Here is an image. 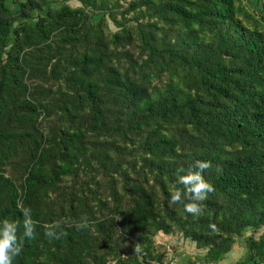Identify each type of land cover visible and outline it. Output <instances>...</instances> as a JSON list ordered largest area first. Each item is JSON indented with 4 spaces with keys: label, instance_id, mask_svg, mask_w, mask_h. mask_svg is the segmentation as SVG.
<instances>
[{
    "label": "trees",
    "instance_id": "1",
    "mask_svg": "<svg viewBox=\"0 0 264 264\" xmlns=\"http://www.w3.org/2000/svg\"><path fill=\"white\" fill-rule=\"evenodd\" d=\"M75 1L0 0V219L22 225L23 206L37 222L13 264H163L159 232L218 264L261 228L231 264H264L263 15L241 0ZM196 160L215 188L199 217L169 202Z\"/></svg>",
    "mask_w": 264,
    "mask_h": 264
},
{
    "label": "clouds",
    "instance_id": "2",
    "mask_svg": "<svg viewBox=\"0 0 264 264\" xmlns=\"http://www.w3.org/2000/svg\"><path fill=\"white\" fill-rule=\"evenodd\" d=\"M210 161L196 160L194 167L187 172L183 168L177 169L173 188L169 193L170 204H181L184 211L194 217L203 215V202L208 199L210 193L215 191L214 186L205 179L203 173L211 168ZM182 186V187H181ZM23 220L13 221L7 218L0 219V264H13L14 258L21 255L24 241L35 238L36 221L32 217L29 207H20ZM23 228V235L18 236L19 229ZM65 226H74L78 230L88 228L87 217L81 218L74 225H66L62 220H55L44 225L45 236L51 240H58L66 235ZM139 249L134 248V252Z\"/></svg>",
    "mask_w": 264,
    "mask_h": 264
},
{
    "label": "rangeland",
    "instance_id": "3",
    "mask_svg": "<svg viewBox=\"0 0 264 264\" xmlns=\"http://www.w3.org/2000/svg\"><path fill=\"white\" fill-rule=\"evenodd\" d=\"M61 1L63 2L64 0H57L54 5H58ZM65 1L72 5L78 4L75 0ZM241 1L258 18H260L261 15H263L264 17V0ZM121 3L125 4V1H121ZM109 25L113 29V25L111 23H109ZM262 231L263 229L261 228L254 232L250 230L244 232L241 237L237 238L233 249L226 255L225 258L219 261L218 264H231L236 259L241 258L243 256V253L245 252V238L249 235L257 236ZM155 242L159 246V250L164 251L165 253L163 264H191V261H193L195 254H199L202 252L201 250L196 248L194 242L188 239H184L177 234H171L168 237L164 238L162 232H159L155 236Z\"/></svg>",
    "mask_w": 264,
    "mask_h": 264
}]
</instances>
